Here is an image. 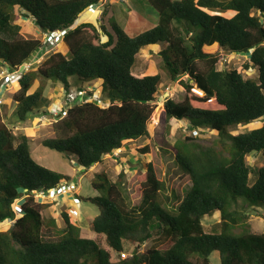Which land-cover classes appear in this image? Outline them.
Segmentation results:
<instances>
[{"label": "trees", "instance_id": "trees-1", "mask_svg": "<svg viewBox=\"0 0 264 264\" xmlns=\"http://www.w3.org/2000/svg\"><path fill=\"white\" fill-rule=\"evenodd\" d=\"M100 0H0V66L12 75L16 122L34 114L52 118L55 135L41 146L74 159L87 170L124 144L149 137L148 125L155 109L160 74L136 77V55L147 46L164 44L159 52L162 67L171 82L180 80V101L166 99L162 115L183 122L187 128L216 133L215 145L185 138L173 146V161L190 187L182 198L174 194L176 207L169 208L165 182L152 162L138 177L130 202L121 172L115 181L104 173L94 175L91 187L99 195L86 200L99 214L91 231L104 235L109 248L123 253V241L140 247L157 236L167 242L117 264H210L213 252L219 264H264V233L236 232L249 211L264 209V164L253 168L249 155L264 157V122L259 128L231 135L229 128L264 119V0H146L158 16L156 24L132 37L110 20L115 41L104 43L90 23L72 28L79 15ZM42 33L66 30L60 48L35 69L19 71L25 60L43 42L25 38L13 25V10ZM234 12L225 17L227 12ZM101 32L107 30L101 26ZM112 43V45H111ZM246 55L244 70L256 72L244 78L236 69L218 70V54ZM100 82L98 101L64 105L65 117L41 111L44 87L32 90L36 79L57 81L67 95L73 83ZM195 89L200 93H195ZM2 90V89H1ZM0 90V92H1ZM3 91V90H2ZM2 105V104H1ZM62 108V107H61ZM60 108V110H61ZM11 123V122H9ZM0 109V224L13 221L0 231V264H112L110 252L96 240L81 236V229L61 213L63 228H56L54 241L42 237L44 225L55 220L42 217L48 204L34 201L33 191L47 190L69 177L48 169L34 159L28 137L14 135ZM143 153L148 147L142 148ZM19 200L20 216L14 205ZM49 207V206H48ZM219 213L213 232L204 230L202 219Z\"/></svg>", "mask_w": 264, "mask_h": 264}, {"label": "rangeland", "instance_id": "rangeland-1", "mask_svg": "<svg viewBox=\"0 0 264 264\" xmlns=\"http://www.w3.org/2000/svg\"><path fill=\"white\" fill-rule=\"evenodd\" d=\"M15 16L13 25L19 27V33L25 38L39 39L42 41L43 33L34 25V23L28 19L22 18L18 9L13 10ZM225 17H230V13H225ZM110 20H114L124 33L132 37L140 32L146 31L152 28L157 20L158 16L152 7L146 2V0H100L97 5H93L84 12H82L78 19L72 25V28L77 27L83 23L93 24L100 33V40L106 42L108 37L112 41H115L112 29L110 27ZM101 26H104L107 30V35L102 33ZM61 44V43H60ZM112 45V43H111ZM164 44H156L154 46H147L142 48L136 55L135 64L132 72L136 77H143L146 75L160 74L161 83L158 86L155 94V109L151 116L149 128V137L141 138L134 142L124 144L120 150H115L111 155H106L102 160L94 164L89 169L85 170L74 160L63 156L58 152L47 149L41 146V141L45 138H50L55 135L53 130V119L48 115L34 114L26 119L24 122H16L14 112L16 110V104L13 100V94L16 91L11 83L10 73H6L3 66H0L1 72H4L1 77H8V83L2 91V105L0 109L3 114L4 120L9 123V127L12 129L14 135L20 133L25 134L29 139L30 151L34 159L40 165L66 175L71 182L77 185L76 195L71 198H66V202H50L40 197H37L36 201L41 204H48V206L42 211V217L47 220L52 218L55 220V225H44L42 229V237L48 241H54L58 238L57 229L63 228L64 223L61 218L62 212H68L69 207L74 206L76 216H68L69 221L82 229L81 236L85 238L94 239L99 243L101 247L108 250L111 255L112 264H117L118 260L128 258L133 252H143L149 249L151 246H155L160 250L168 247L167 242L159 241L157 236H154L151 240L137 247L127 241H123V253L117 255L112 251L106 243L104 235H96L91 231L90 222L95 216L99 214V209L96 205L90 203L86 199L99 195V193L91 187V181L94 175L98 173H104L111 181H115L117 176L123 172L124 185L126 193L130 199V202H137L138 197L135 196L134 190L138 184V177L145 172V164L152 162L155 168L158 178L164 180L166 190L165 195L169 196L170 203L167 205L169 208L176 207L179 201H175L174 194L182 198L188 188L190 187V180L188 177L182 175L181 171L175 166L173 161V146L176 142L183 141L185 138H193L199 144L211 145L216 142L217 135L215 132L205 129L201 131L199 129L187 128L183 122H179L174 119H170L168 123H165L162 115L163 104L166 99H173L174 101H180L183 95V88L180 86L179 81L185 80L186 76L182 77L178 81L171 82L162 67V60L159 52L164 48ZM57 48H60L58 44ZM51 50L43 48L40 50L33 61L28 65V69H35L41 65L44 60L50 55ZM218 62L216 68L218 70L236 69L244 78L255 79L256 72L250 70H244L243 64L248 56L224 54L219 52ZM26 71V70H24ZM0 80H6L1 79ZM0 81V84L1 82ZM69 81L73 83L74 77L69 78ZM41 84L44 87L43 94V106L39 109L41 111H59L61 107L66 105V98L61 88V84L57 81L36 79L32 90ZM100 82L83 83L80 85L85 88L88 86L91 90H94L95 96H98V89ZM1 88V86H0ZM77 85L72 84L71 92H77ZM197 93L195 89L192 90ZM98 105H107L106 103H100L95 100ZM70 105H73L70 104ZM264 119L253 121L245 126L232 127L228 129L231 135H237L240 133H246L253 129L259 128ZM147 146L148 152L143 153L142 148ZM247 162L253 168L260 167L264 164V157L261 155H249ZM73 198H77L78 201H73ZM22 200H19L14 205V210L20 216L19 206L22 204ZM258 213L249 211V216L240 226L236 228V232L250 231L253 233H264V209H256ZM219 221V213L216 212L210 217L202 219V224L206 232H213L216 224ZM12 222H5L0 224V231H6L10 228ZM57 228V229H56ZM210 264H219L218 252H213L210 256Z\"/></svg>", "mask_w": 264, "mask_h": 264}, {"label": "built area", "instance_id": "built-area-1", "mask_svg": "<svg viewBox=\"0 0 264 264\" xmlns=\"http://www.w3.org/2000/svg\"><path fill=\"white\" fill-rule=\"evenodd\" d=\"M66 34V30H57V31H54V32H50V33H43V36H42V42H43V48H46V49H52V48H55L58 46V44L61 42V39L63 38V36ZM28 66L25 67V70H28L27 68ZM6 70V73H10L9 76H12L14 74L17 73V71H13V72H10L7 68H5ZM19 71L20 68H19ZM2 74L4 72H1ZM2 74L0 75V77L2 76ZM4 75V74H3ZM6 77V80H0L2 81L0 86V90H4V88L6 87L7 83H8V77ZM5 77H1V79H5ZM92 91L91 88L87 87V89L85 90H81V91H78L73 93V92H69L65 98H66V103L67 105H70L74 102H77V103H84L86 102L87 100H89V98L87 96L88 95V92ZM197 93H200L199 91H196ZM98 96H93V97H90L91 100H98ZM0 104H2V91L0 92ZM100 104V102H99ZM102 106V105H100ZM107 105H104L102 107H106ZM52 112V115L53 116H56L58 115V117H65L66 116V113H67V109L64 108V106L61 108V110L59 111H51ZM76 188H77V185L74 183V182H68V181H61L60 183L56 184L55 186H53L52 188L50 189H47V190H39V191H33V197H34V201H36L37 197H40L42 199H45L47 201H50L51 203L52 202H66V198H71L72 196H75L76 195ZM36 195H38L36 197ZM73 201L77 202L78 199L77 198H73ZM38 203V202H37ZM41 204V203H39ZM76 209L74 206L72 207H69L68 209V216H73L75 217L76 216ZM8 222H12L11 220H7Z\"/></svg>", "mask_w": 264, "mask_h": 264}, {"label": "water", "instance_id": "water-1", "mask_svg": "<svg viewBox=\"0 0 264 264\" xmlns=\"http://www.w3.org/2000/svg\"><path fill=\"white\" fill-rule=\"evenodd\" d=\"M39 52V48L36 49L30 56L27 60H25L24 64H22L20 66V70L23 71L25 70V67L30 65V63L33 61V59L35 58V56L37 55V53Z\"/></svg>", "mask_w": 264, "mask_h": 264}, {"label": "crops", "instance_id": "crops-1", "mask_svg": "<svg viewBox=\"0 0 264 264\" xmlns=\"http://www.w3.org/2000/svg\"><path fill=\"white\" fill-rule=\"evenodd\" d=\"M228 13H230L231 14V16L234 14V12H232V11H230V12H228ZM60 45V44H59ZM53 49H55V48H53ZM61 88H62V86H61ZM34 90V89H33ZM71 90V89H70ZM64 92V91H63ZM91 223V222H90ZM81 229V228H80ZM81 232H82V229H81Z\"/></svg>", "mask_w": 264, "mask_h": 264}, {"label": "clouds", "instance_id": "clouds-1", "mask_svg": "<svg viewBox=\"0 0 264 264\" xmlns=\"http://www.w3.org/2000/svg\"><path fill=\"white\" fill-rule=\"evenodd\" d=\"M60 43H61V42H60ZM60 43H59V44H60ZM55 48H57V47H55ZM40 50H43V46H42V48H41V49L39 48V51H40ZM50 50H53V48H52V49H50ZM23 71H24V70H23ZM26 71H27V70H26Z\"/></svg>", "mask_w": 264, "mask_h": 264}]
</instances>
